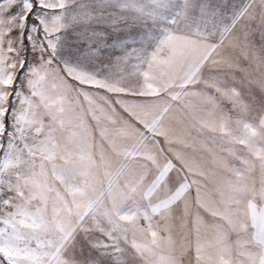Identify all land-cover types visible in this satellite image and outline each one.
Wrapping results in <instances>:
<instances>
[{
    "label": "snow or ice",
    "instance_id": "1",
    "mask_svg": "<svg viewBox=\"0 0 264 264\" xmlns=\"http://www.w3.org/2000/svg\"><path fill=\"white\" fill-rule=\"evenodd\" d=\"M0 264H264V0H0Z\"/></svg>",
    "mask_w": 264,
    "mask_h": 264
}]
</instances>
